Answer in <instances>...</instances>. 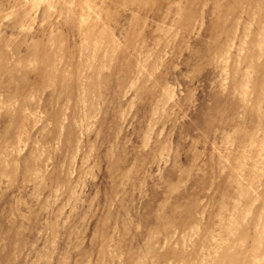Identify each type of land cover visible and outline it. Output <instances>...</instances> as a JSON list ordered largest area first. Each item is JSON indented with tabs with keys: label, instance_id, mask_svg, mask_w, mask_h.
<instances>
[{
	"label": "clouds",
	"instance_id": "obj_1",
	"mask_svg": "<svg viewBox=\"0 0 264 264\" xmlns=\"http://www.w3.org/2000/svg\"><path fill=\"white\" fill-rule=\"evenodd\" d=\"M0 264H264V0H0Z\"/></svg>",
	"mask_w": 264,
	"mask_h": 264
}]
</instances>
